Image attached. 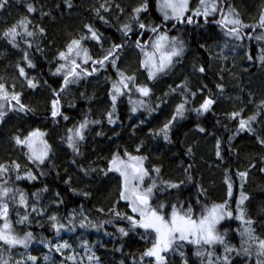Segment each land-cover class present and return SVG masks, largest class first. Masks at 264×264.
<instances>
[{"label": "trees", "instance_id": "obj_1", "mask_svg": "<svg viewBox=\"0 0 264 264\" xmlns=\"http://www.w3.org/2000/svg\"><path fill=\"white\" fill-rule=\"evenodd\" d=\"M216 1L219 11L187 12L181 20L166 21L158 0H0V80L28 59L38 71V84L18 91L19 102L10 97L8 108L0 110V163L7 169L0 182L11 187L8 217L25 241L14 248L0 242L8 264H15L12 253L20 249L29 256L24 264H264L260 241L241 244L234 219H224L219 229L237 254L207 261L189 244L183 255L171 250L162 261L145 255L156 245V234L132 226L136 220L121 197V176L110 169L114 156H143L149 177L173 184L152 200L166 214L178 209L198 216L213 202L236 210L241 195L249 193L248 216L264 226V0H241L255 15L249 25L243 18L239 25L227 22L224 3L231 0ZM234 28L238 35L231 33ZM11 29L17 40L6 35ZM86 31L112 52L92 62V72L74 65L68 75L54 73L58 51L74 38L93 43ZM160 31L180 39L186 54L157 78V89L142 97L146 109L137 114L135 92L125 91L112 102L118 76L112 58L133 42L149 46ZM209 99L213 103L203 110ZM159 102L183 105L181 116L168 121L173 108L149 116L147 109ZM163 121L171 122L166 130ZM35 129L49 142L42 164L29 161L26 147L16 145L18 137ZM244 164L249 182L239 174Z\"/></svg>", "mask_w": 264, "mask_h": 264}, {"label": "rangeland", "instance_id": "obj_2", "mask_svg": "<svg viewBox=\"0 0 264 264\" xmlns=\"http://www.w3.org/2000/svg\"><path fill=\"white\" fill-rule=\"evenodd\" d=\"M224 3V2H223ZM163 0H158V9L161 14V16L164 18L165 13L168 14L169 20L174 19H183L187 12H190L191 14H197V13H203L207 11L209 14L214 13L216 11H219L220 5L216 0H205L204 4H201V0H188L187 3V9L182 12L180 15H176L173 13L172 9L168 8L165 9L162 7ZM225 9L227 10V15L224 17V19L229 22L231 20H239L240 18H243L245 21L244 25L254 24L251 22L253 18L255 17L254 14H248L246 9L242 6L241 0H231L228 4H225ZM215 7V11L212 10V8ZM218 7V10H217ZM126 13V12H125ZM129 13L125 14L124 17H127ZM248 15V16H247ZM165 19V18H164ZM128 25V24H127ZM93 32L86 31V34L92 35ZM18 34L11 35V39L17 40ZM160 37H166L164 41H160ZM154 41L150 43L149 46H142L138 45L136 42H133L131 44L130 50H128L126 53L118 52L116 55L113 56L112 60L117 68V79H115V82L112 84V96L115 97V100L112 102L116 104V101L119 96L123 95L125 91L129 92H135L137 93V97L132 100V106L135 108V112L138 114L140 109H146L144 106L146 105V102L142 97H147L152 91L157 89V78L160 77V75L169 70L173 65L174 62L177 61V59H183V57L186 54V48L185 45L182 44L180 39H177V37H174L172 35L167 34L165 31L158 32L155 37ZM73 41H79V46L73 45ZM101 40H98L97 38H93V43L90 44V46H87L84 43L83 37H76L74 38L64 49L58 51L57 56L61 59V61L56 65L55 68H53V72L56 74H63L68 75L71 73L72 70H76L74 68V65L87 67L89 72H92L90 70V65L92 62H96L102 57H104V54H108L111 48L103 45L99 46L97 45ZM157 42L160 43V47L157 48ZM226 40L223 42V46H225ZM73 45L72 51L69 52V46ZM179 51V55L172 56L171 57V63H168L167 66L162 71H157V69L160 67V61L161 57L168 56L172 51ZM230 51L235 52L237 48L234 47V45L231 44V48H229ZM137 53L135 55V58L133 59V54ZM61 53H64V56H61ZM103 55V56H99ZM23 60V59H22ZM102 67H105V64L102 65ZM94 67V73L99 72V69H95ZM21 69H23V75L21 74ZM57 69H60L58 72ZM85 71V70H84ZM37 69L32 66L31 61L28 59L27 61H23V64L21 65V68L19 71L13 73V75H8L4 80H0V85H3V88L0 89V110L4 111L8 108V100L12 96H18L22 95V93H18V91L26 92L27 90H30L29 81H31L35 86L38 84L36 81V77L38 76ZM153 73H155L153 75ZM90 74V73H88ZM130 78V79H129ZM148 89V95H144L140 89ZM119 89V91H117ZM5 93L7 94V99H4ZM132 97V96H131ZM112 103V105H114ZM153 106L151 108L147 109V113L149 116L152 114H156L158 112H166V110H169L170 108H173V106H170L168 103L159 102V103H153ZM167 107V108H166ZM178 107L174 109V113L168 114V121H171L175 118H178L180 113H178ZM1 121V119H0ZM172 122V121H171ZM170 122V123H171ZM170 123H167L166 121H163L162 129H165V125L169 126ZM161 129V130H162ZM41 133L42 135L39 136H32V133ZM166 134L162 135V138H165ZM22 141H26L25 143H17L16 145H21L26 147V154L25 157L29 161L36 162L38 164H42L46 161L48 154H49V142L48 138L46 136V133L43 130L35 129L33 131H30L28 134L22 137H18ZM29 143L32 144V147H29ZM33 150H35L36 155H40L42 152L46 151V155L43 157L42 160L36 159V157L33 155ZM24 159V157H22ZM116 160L117 164L114 166L113 161ZM25 161V160H24ZM145 159L143 156L136 155V154H129L125 157L123 156H114L110 162V169L117 172L122 179V193L121 197L124 201H126L129 204V207L133 213V217L136 220L135 226H140V223L145 219L144 216L141 215V212H145L146 214L150 213L151 211H155L159 216H163L165 220L170 221L172 219V214L175 211L179 216H184L190 218L192 220H195L199 222L201 219L206 217L211 209L217 205H223L222 209L218 210V215L222 216L223 218L218 221V223L215 226V233L222 238L223 242L217 241L212 244H205L203 241L201 243L197 244L194 241L199 239V234H190L185 233L187 236V239H174L172 242V245L170 248H168L166 251H161L160 256H164L165 253L173 250V251H181L182 255L185 253V248L189 244L194 245L193 252L202 259L203 257L207 258L209 261L213 257H221L226 256L229 253L237 254L235 251V244L232 242V240H229L226 238L225 234L222 232V230L219 229V226L221 222L224 219H234L235 222L237 221L239 225L236 227V232L240 236L241 244H250L254 241H262L260 235L264 236V229L262 232L259 231L258 227L264 226H256L254 220H252L247 213L246 210V204H247V198L249 197V193L246 195H241V197H246V199L243 200V203H241V197L238 199V202L236 204V210L229 209L224 203L220 202H213L206 205V207L203 209L202 213L198 216H191L187 211H180L178 209H171L168 214H166L162 208L155 207L153 204V197L156 196V193L158 191H161L162 189H165L167 187H172V183H164L161 179H158L157 176L149 177L148 173V167L145 165ZM0 165H4L0 163ZM246 164L240 165L238 169L241 171L239 174L244 173L243 181L248 180L250 181V171L248 168H245ZM119 169V170H117ZM136 169H142L143 172H137ZM3 170H0V177L3 173ZM146 173V174H144ZM5 174V172H4ZM4 174L2 176H4ZM142 177V178H141ZM226 181H229L226 179ZM0 182V210H2L3 206L6 204L8 207V204L5 202L6 198L8 197V194L11 190V187L9 186L8 182L4 181ZM8 189L7 195H3L4 189ZM148 189H151V192L148 193ZM143 195L147 194L148 200L147 205L140 204L137 200L135 195ZM123 194V195H122ZM123 196H127L129 198L125 199ZM138 209L137 211H133V209ZM229 213L231 215H229ZM0 216L3 218L2 221H0V232H5L12 238L19 239L21 238L15 233L14 229L12 228L11 221L9 220L8 214L5 217L2 214V211H0ZM251 221V223H249ZM8 224L9 229L5 230L4 225ZM134 226V225H132ZM141 227V226H140ZM143 228V227H142ZM145 229V228H144ZM155 232L156 238L158 240V235L154 229H149ZM1 243L6 244L10 248L18 247L21 244H7L4 241L0 240ZM227 249H230L228 251ZM13 252V250H11ZM13 254V262L15 264H24L23 262L26 261V258L29 257L27 255V250H19V252L15 255ZM4 255H0V264H8L7 259L4 258ZM160 261V260H159Z\"/></svg>", "mask_w": 264, "mask_h": 264}, {"label": "snow or ice", "instance_id": "obj_3", "mask_svg": "<svg viewBox=\"0 0 264 264\" xmlns=\"http://www.w3.org/2000/svg\"><path fill=\"white\" fill-rule=\"evenodd\" d=\"M187 3L188 0H163V4L162 7L165 9H172L173 13L176 15H180L182 14V12L184 10L187 9ZM205 0H201V4H204ZM2 6V5H0ZM32 8H29V11H32ZM143 9H137L136 11L139 12ZM213 11H215V7L212 8ZM199 14V13H197ZM209 13L206 11L205 15H208ZM165 19H168V14L165 13L164 16ZM188 22L191 23V18H188ZM229 23L231 24H236L239 25L240 21L239 20H231L229 21ZM261 25L264 26V15H262L261 17ZM140 27H144L143 24L140 25ZM153 31H155V29H153ZM232 34H236L238 35L237 30L234 28L231 30ZM15 35V29H11L9 33H6V35ZM29 35H31V33H28ZM94 38L96 37V34L93 33L92 34ZM261 37H257V39H260ZM166 39V37H160V41H164ZM73 45L75 46H79V41H73ZM73 45L69 46V52L72 51V47ZM161 45L159 42H157L156 47L159 48ZM179 55V51H172L168 56L166 57H161V61H160V67L157 69V71H162L168 63H171V57L172 56H176ZM61 56H64V53H61ZM105 59H108V57H105ZM262 59H264V57H262ZM99 63H103V61H100ZM201 71H203L204 69L201 68ZM57 71L59 72L60 69H57ZM21 74L23 75V69H21ZM155 73H153L154 75ZM76 75H79L78 73H76ZM130 79V78H129ZM29 85L31 87H35V85L29 81ZM3 88V85H0V89ZM117 91H119V89H117ZM140 91L144 94V95H148V89L144 88V89H140ZM7 94L5 93L4 95V99H7ZM11 99L16 100L17 102H19V98L18 96H12ZM113 100H115V97H113ZM213 103L212 100H205L204 104L202 105V109L203 110H207L210 105ZM21 108H23V106H21ZM56 108V103L54 102V109ZM183 109V105L180 106V108L178 109V113L181 112ZM57 111L58 110H54L52 112L53 116L57 115ZM0 115H2V113H0ZM234 115H238V114H234ZM254 119V117L252 118ZM85 125H81V127H84ZM241 128H245L247 126V122L246 121H241L240 124ZM167 125H165V130L167 129ZM77 136H80V132L79 130H77ZM42 135L41 133L35 132L32 133V136H39ZM80 138L82 139L83 137L80 136ZM167 138V137H166ZM71 140V138H70ZM26 141H22L19 138H17V143H25ZM29 147H32V144L29 143ZM46 151L42 152L40 155H36L35 150H33V155L36 157V159L38 160H42L43 157L46 155ZM117 164V161L114 160L113 161V165L115 166ZM0 170L3 171H7V169L3 168L2 165H0ZM119 170V169H117ZM137 172L142 173L143 170L142 169H136ZM146 174V173H144ZM244 173H241V176H244ZM142 178V177H141ZM148 193L151 192V189L147 190ZM8 193V189H4L3 191V195H7ZM136 197V200L142 204V205H147V200H148V196L147 194H143V195H138L133 193ZM123 195V194H122ZM123 198L127 199L129 197L127 196H123ZM246 199V197H241V203H243V200ZM21 203H24V199L23 196H21ZM223 205H217L215 207H213L211 209V211L209 212V214L204 217L203 219H201L199 222L192 220L190 218V216L188 217H184V216H179L175 211L172 214V219L170 221L165 220L163 216H159L155 211H151L150 213L146 214L145 212H141V215L145 217V219L140 223V226L145 228V229H154L158 235V240L156 245H154V247L152 249H150L147 253H145V255L147 256H155L158 260L162 261L163 257L160 256V252L161 251H166L168 248L171 247L172 242L174 239H187V236L185 235V233H190V234H199V239L195 240L194 242L199 244L201 243V241H203V243L205 244H212L215 243L217 241L223 242L222 238L220 236H218L215 233V226L218 223V221L220 219H222L223 217L218 215V210L222 209ZM138 209L134 208L133 211H137ZM2 214L6 217L8 214V207L5 204L2 208ZM229 215H231L229 213ZM135 221L133 222V225L135 226ZM249 223H251V221H249ZM4 229L8 230L9 229V225L5 224L4 225ZM121 231H123L121 229ZM30 235V234H29ZM0 240L4 241L7 244H11V245H15V244H24L25 241L24 240H19V239H15L10 237L6 231L5 232H0ZM260 249L261 252L264 253V241H260ZM228 251H230V249H227ZM225 259H227V257H225ZM6 264V262H5Z\"/></svg>", "mask_w": 264, "mask_h": 264}]
</instances>
